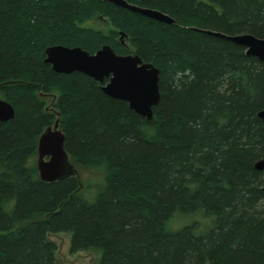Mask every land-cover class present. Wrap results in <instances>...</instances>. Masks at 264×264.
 <instances>
[{
  "label": "trees",
  "instance_id": "16d2710c",
  "mask_svg": "<svg viewBox=\"0 0 264 264\" xmlns=\"http://www.w3.org/2000/svg\"><path fill=\"white\" fill-rule=\"evenodd\" d=\"M125 1L174 24L99 0H0V99L15 114L0 122V264H58V233L96 264H264V171L253 168L264 160V63L199 32L264 39V0ZM99 19L107 32L82 26ZM55 45L152 64V119L88 76L52 71L44 51ZM56 114L70 163L100 181L39 179L32 159ZM182 216L200 220L173 230Z\"/></svg>",
  "mask_w": 264,
  "mask_h": 264
},
{
  "label": "water",
  "instance_id": "95a60500",
  "mask_svg": "<svg viewBox=\"0 0 264 264\" xmlns=\"http://www.w3.org/2000/svg\"><path fill=\"white\" fill-rule=\"evenodd\" d=\"M122 7L128 11L168 25L174 24L167 15L147 8L128 4L125 0H99ZM207 35L228 40L245 49V55L255 57L264 63V39L250 34L227 36L211 31H199ZM120 33V39H122ZM44 62L58 74L81 73L98 82L101 91L108 97L127 103L129 109L138 116L151 120L153 108L159 102L158 70L149 63H144L137 55H117L107 46H102L94 54L75 47L60 45L45 49ZM14 109L0 99V122L14 118ZM264 122V110L257 113ZM65 136L59 128L58 114L53 124L47 127L37 141L36 169L39 179L51 183L76 175L74 166L64 149ZM253 168L264 171V160L256 161ZM264 191V188H263Z\"/></svg>",
  "mask_w": 264,
  "mask_h": 264
},
{
  "label": "rangeland",
  "instance_id": "374dc122",
  "mask_svg": "<svg viewBox=\"0 0 264 264\" xmlns=\"http://www.w3.org/2000/svg\"><path fill=\"white\" fill-rule=\"evenodd\" d=\"M82 26L94 28L96 30H101L107 32L110 27L104 20H92L89 22H85ZM58 92H52L49 96L44 98L45 108L51 109L54 104L55 98L58 97ZM36 158L32 159V163L34 166L36 165ZM72 164V163H71ZM78 179L83 185H92L95 183L94 181H100L102 179L101 173L98 171L85 169L80 166L73 164ZM91 195L90 193L88 194ZM199 218L196 216H182L177 219L176 225L178 227L172 226V229H178L179 227H183L187 225L193 220H198ZM200 220V219H199ZM48 240L51 241L56 246L55 257L58 264H96L99 258V255L92 251H82L71 254L69 252L70 247V234L69 233H58L48 236Z\"/></svg>",
  "mask_w": 264,
  "mask_h": 264
}]
</instances>
